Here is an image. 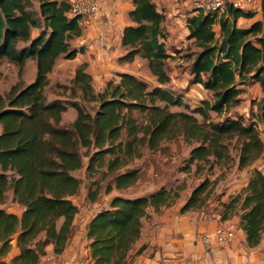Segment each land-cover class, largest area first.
Returning <instances> with one entry per match:
<instances>
[{
    "label": "trees",
    "instance_id": "1",
    "mask_svg": "<svg viewBox=\"0 0 264 264\" xmlns=\"http://www.w3.org/2000/svg\"><path fill=\"white\" fill-rule=\"evenodd\" d=\"M133 3L118 62L145 58L164 85L170 81L171 57L165 12L156 0ZM71 4L72 0H0V59L20 67L29 59L36 61L33 81L14 85L7 95L0 93V264H40L50 245L56 256L66 250L78 229L80 206L74 199L83 182L74 172L83 167L84 158L86 177L103 169L105 191L110 192L140 179V167L129 164L143 156L144 148L167 152L165 142L179 136L198 142L190 150L189 164L211 155L223 157L226 138L239 142L240 166L264 151L256 122L245 123L242 115L211 118V112L219 115L237 106L244 86L258 82L263 95L256 117L264 122V0L262 17L249 26H240L239 19L257 13L231 2L222 13L196 7L187 17L188 38L199 47L192 59L191 81L212 94L192 109L182 95L161 85L150 88L130 72H118V80L110 79L102 90H95L85 65L75 71L72 99L48 100L45 90L57 59H74L84 50L71 44L82 32ZM76 98L94 102V112ZM69 106L77 116L66 125L62 117ZM174 106L188 111H174ZM101 188L100 179L89 181L86 199L97 201ZM208 193L204 182L199 184L180 211L204 210ZM9 194L19 212L6 206ZM178 197L165 186L145 195L114 196L110 206L93 213L86 225L93 264L133 262L143 249L134 247L148 208L168 207ZM219 214L222 219L238 218L248 246H258L264 232V173L255 169L245 189L223 202ZM14 246L18 252L8 260Z\"/></svg>",
    "mask_w": 264,
    "mask_h": 264
},
{
    "label": "rangeland",
    "instance_id": "2",
    "mask_svg": "<svg viewBox=\"0 0 264 264\" xmlns=\"http://www.w3.org/2000/svg\"><path fill=\"white\" fill-rule=\"evenodd\" d=\"M197 0H156L159 9L165 12L164 27L167 32L166 45L171 57L169 58L168 72L170 81L162 85L157 77L152 73L148 60L137 56L132 62H122L126 69L115 71L107 80H118V72H130L138 78L147 82L150 88L161 85L171 89L175 94L184 97L189 109L200 104L202 99L211 98L212 94L201 84L193 83L192 79V59L193 55L199 50V47L188 38V28L186 19L192 14ZM37 6V2L34 3ZM261 14V11L258 12ZM179 18V19H176ZM219 35V25H215ZM24 43H20V46ZM81 47V46H80ZM79 48V47H78ZM84 51V50H83ZM84 64H80L76 58L68 59L60 56L49 74L50 82L46 87L45 93L48 100L59 98L61 100L72 99V79L76 69ZM36 75V61L27 60L23 67L9 61L6 58L0 59V93L7 95L11 88L19 84L24 86L34 80ZM92 75V74H91ZM95 90H102L101 81L92 80ZM80 95V90L77 91ZM263 95L262 87L258 82H251L244 86L241 94L240 103L230 110L217 114L211 112V118L214 121H220L225 116L236 117L242 115L245 123L256 122L260 135L264 141V122L258 120V103ZM87 109L94 112V102L84 101L82 98H76ZM174 111H184V107L174 106ZM188 111V110H186ZM77 116L75 108L69 106L63 114L62 123L69 124ZM202 121V117L198 116ZM226 143V154L223 157L211 155L203 161H196L189 164L188 158L190 150L198 144L197 141L187 142L182 136L165 142L168 145L167 152L150 151L144 148L143 156L135 158L129 165L138 166L141 169L140 179L131 187L125 189L113 188L110 192L105 191L107 179H104L102 170H98L92 178L86 177V166L88 159L84 158V165L74 174L82 179L80 193L75 197L76 203L80 206L83 215L93 214L99 209L108 208L111 200L116 195L127 197L149 194L162 186L173 188L179 193L176 202L168 207L162 206L159 210L153 207L148 208V215L143 219L142 227L145 222H151L154 217L161 214L167 208L176 205H182L190 196L193 189L203 183L207 186V194L204 210L210 213L222 211V203L229 201L230 197L245 189L250 177L255 169H260L264 173V151L252 163L246 166H240L239 163V142L236 137L224 140ZM100 179L102 186L97 201L91 202L86 199L87 187L89 181ZM11 194L7 201L9 209H18L19 207L10 201ZM15 205V207H13ZM192 211V210H189ZM236 220V218H235ZM239 226V224H238Z\"/></svg>",
    "mask_w": 264,
    "mask_h": 264
},
{
    "label": "crops",
    "instance_id": "3",
    "mask_svg": "<svg viewBox=\"0 0 264 264\" xmlns=\"http://www.w3.org/2000/svg\"><path fill=\"white\" fill-rule=\"evenodd\" d=\"M99 3L101 15L91 25H82L81 34L73 37L71 44L84 47L76 59L85 65L95 81H101L103 87L115 71L126 69L118 62V57L124 52L123 29L131 23L128 13L134 3L133 0H99ZM261 17L257 13L253 18H240L238 24L249 26ZM180 207L167 208L151 222H145L134 247L137 250L143 246L134 258L135 264H264V232L260 244L250 247L245 231L238 226L234 241L219 245L213 239L219 212L192 210L182 213ZM14 210L19 212L20 208ZM82 215L80 211L78 229L66 250L56 256L50 245L40 264H93L86 233V225L93 214ZM205 235L211 239L210 245L205 244ZM17 252L14 246L7 259Z\"/></svg>",
    "mask_w": 264,
    "mask_h": 264
},
{
    "label": "built area",
    "instance_id": "4",
    "mask_svg": "<svg viewBox=\"0 0 264 264\" xmlns=\"http://www.w3.org/2000/svg\"><path fill=\"white\" fill-rule=\"evenodd\" d=\"M228 2L234 6L251 9L258 13L261 11V0H197L196 6L205 10L222 13L226 10ZM102 9L99 0H72L71 14L79 17L80 25H91L101 15ZM216 219V218H214ZM238 223L235 219H218L213 232V239L219 245H228L236 238ZM206 245L211 244L208 235L204 236ZM129 264H135L134 261Z\"/></svg>",
    "mask_w": 264,
    "mask_h": 264
}]
</instances>
